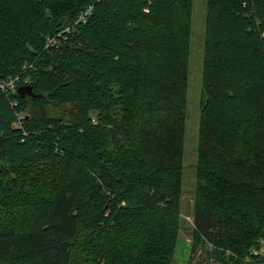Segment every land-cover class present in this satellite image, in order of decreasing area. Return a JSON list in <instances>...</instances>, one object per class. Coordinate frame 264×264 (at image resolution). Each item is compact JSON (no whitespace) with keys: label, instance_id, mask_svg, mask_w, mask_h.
I'll use <instances>...</instances> for the list:
<instances>
[{"label":"trees","instance_id":"obj_1","mask_svg":"<svg viewBox=\"0 0 264 264\" xmlns=\"http://www.w3.org/2000/svg\"><path fill=\"white\" fill-rule=\"evenodd\" d=\"M193 14L0 0V264H174ZM206 20L187 264H264V0Z\"/></svg>","mask_w":264,"mask_h":264},{"label":"rangeland","instance_id":"obj_2","mask_svg":"<svg viewBox=\"0 0 264 264\" xmlns=\"http://www.w3.org/2000/svg\"><path fill=\"white\" fill-rule=\"evenodd\" d=\"M207 0H194L193 33L190 54L189 96L186 114L184 184L181 225L175 248L174 264H187L193 236V203L196 189V164L200 142L201 91L204 44L206 35ZM264 250V249H263Z\"/></svg>","mask_w":264,"mask_h":264},{"label":"built area","instance_id":"obj_3","mask_svg":"<svg viewBox=\"0 0 264 264\" xmlns=\"http://www.w3.org/2000/svg\"><path fill=\"white\" fill-rule=\"evenodd\" d=\"M84 16L85 15H82V18ZM19 80H20L19 76L0 77V89L6 92H14L17 90V85ZM24 116H25L24 113L20 115V121L15 123L16 126L22 127L21 119H23Z\"/></svg>","mask_w":264,"mask_h":264},{"label":"water","instance_id":"obj_4","mask_svg":"<svg viewBox=\"0 0 264 264\" xmlns=\"http://www.w3.org/2000/svg\"><path fill=\"white\" fill-rule=\"evenodd\" d=\"M18 92L23 97H26L28 95H34L33 86L31 84L21 85L18 88Z\"/></svg>","mask_w":264,"mask_h":264}]
</instances>
